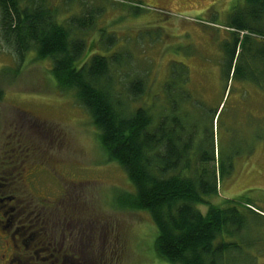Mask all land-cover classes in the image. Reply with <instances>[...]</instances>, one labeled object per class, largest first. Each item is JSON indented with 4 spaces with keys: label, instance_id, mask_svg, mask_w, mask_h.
I'll list each match as a JSON object with an SVG mask.
<instances>
[{
    "label": "rangeland",
    "instance_id": "374dc122",
    "mask_svg": "<svg viewBox=\"0 0 264 264\" xmlns=\"http://www.w3.org/2000/svg\"><path fill=\"white\" fill-rule=\"evenodd\" d=\"M234 1L52 0L51 6L58 22L76 27L89 47L96 43L90 57L124 54L126 69L147 79L149 104L165 100L162 84L171 65L185 64L195 102L187 107L188 121L199 124L194 140L209 141L214 133L223 160L235 157L231 176L212 202L245 195L264 212V90L224 78L223 45L232 40L234 31L227 27ZM34 59L30 55L19 65L0 40V158L13 137L23 136L39 151V162L48 161L39 164L47 190L65 186L74 198L83 194L86 211L100 221L101 255L110 254L112 264H166L155 252L158 230L150 215L116 207L135 188L107 158L91 116L73 93L56 89L51 61ZM221 104L226 105L213 129L211 114ZM200 210L206 213L207 207ZM248 223L247 251L264 264V220L252 217Z\"/></svg>",
    "mask_w": 264,
    "mask_h": 264
},
{
    "label": "trees",
    "instance_id": "16d2710c",
    "mask_svg": "<svg viewBox=\"0 0 264 264\" xmlns=\"http://www.w3.org/2000/svg\"><path fill=\"white\" fill-rule=\"evenodd\" d=\"M51 5L52 0H0V40L19 65L30 55L51 61L56 89L73 93L89 113L107 158L135 188L116 207L150 215L158 230L155 252L166 264H257L247 251L248 222L264 220V212L245 195L212 202L231 176L235 157L223 160L214 133L208 145L194 140L199 124L188 121L187 107L195 103L189 68L171 65L162 84L165 100L149 104L147 79L126 69L124 54L90 57L96 43L89 47L76 27L58 22ZM227 28L234 32L223 45L225 80L264 90V0H235ZM3 97L0 89V102ZM222 105L211 114L213 129ZM18 139L34 149L23 136Z\"/></svg>",
    "mask_w": 264,
    "mask_h": 264
},
{
    "label": "flooded vegetation",
    "instance_id": "af4514ba",
    "mask_svg": "<svg viewBox=\"0 0 264 264\" xmlns=\"http://www.w3.org/2000/svg\"><path fill=\"white\" fill-rule=\"evenodd\" d=\"M18 138L0 158V264H112L100 253V221L83 194L47 190L39 176L47 159L40 163L39 151Z\"/></svg>",
    "mask_w": 264,
    "mask_h": 264
}]
</instances>
